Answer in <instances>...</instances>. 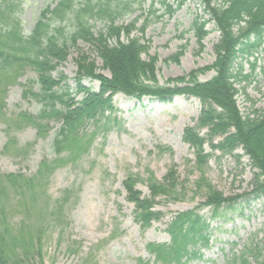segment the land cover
I'll list each match as a JSON object with an SVG mask.
<instances>
[{
    "label": "trees",
    "instance_id": "1",
    "mask_svg": "<svg viewBox=\"0 0 264 264\" xmlns=\"http://www.w3.org/2000/svg\"><path fill=\"white\" fill-rule=\"evenodd\" d=\"M115 1L58 0L53 7L43 8L31 31L24 34L15 1L0 0V118L7 134L3 151L7 154L16 146L12 135L15 131L30 126L42 137L50 123L59 125L51 142L55 154L53 160L40 161L31 177L0 173V264H43L42 247L47 230L59 226V218L77 199L73 189H66L56 201L50 202L45 194L48 179L58 168L75 163L85 155L98 132L104 133L116 124L111 118L114 113L112 98L119 93L138 101L149 97L168 102L179 95L200 101L202 109L196 125L184 128L182 141L193 151L194 168L199 172L196 190L205 193L202 206L211 210L213 219L222 215L225 204L227 209L232 208L233 199L224 197L205 180L204 168L210 156L204 150L206 143L212 152L218 151L222 155H230L242 148L258 171L254 175L251 194L255 197L264 195V115L253 119L244 117L236 104L233 85V65L237 58L253 56L262 45L264 0H220L221 3L214 6L209 0H203L209 21L220 34L219 41L213 46L215 60L209 67L169 79L167 83H176L174 87L157 85L156 57L142 58L148 50L146 43L141 41L147 22L137 27L136 18L127 25H116L119 3ZM187 1L157 0L169 17ZM94 18L108 19L106 27L97 34L88 24ZM206 24L197 21L192 24L191 30L199 44L208 35ZM133 32L140 33L141 37H130ZM121 37L126 41H121ZM78 41L93 48L102 63L101 71H107L109 76L96 72L94 61L78 54L74 78L77 91L73 96L63 84V78H54L53 73ZM182 55L181 47L169 60L178 63ZM27 69L35 74L36 79L20 84L21 98L34 101L40 109L36 115L19 112L7 118L4 115L7 91L18 84ZM207 71H213L214 76L206 82L198 81L197 76ZM83 79L97 81L98 91L82 86ZM78 96L81 97L79 100L76 99ZM87 127L91 128L90 133L86 131ZM201 130H207L206 138L200 135ZM27 149L25 146L22 151L26 153ZM136 180L129 176L122 186L127 202L134 206L135 223L145 231L162 217V213L155 209V200H177L179 185L173 168L161 182L152 174L147 177L149 197L141 196L136 189ZM198 210L180 212L171 217L165 229L168 243L146 245L147 253L153 257L152 264H186L201 257L202 250L209 247L210 228ZM13 214L19 216L16 222L12 220ZM263 251L264 240H261L259 246L246 248L230 264H248V256H253L256 264H264ZM136 264L151 262L138 259Z\"/></svg>",
    "mask_w": 264,
    "mask_h": 264
},
{
    "label": "rangeland",
    "instance_id": "2",
    "mask_svg": "<svg viewBox=\"0 0 264 264\" xmlns=\"http://www.w3.org/2000/svg\"><path fill=\"white\" fill-rule=\"evenodd\" d=\"M24 34H28L35 24L39 12L46 6L53 7L58 0H14ZM106 0H100L104 3ZM118 15L115 24L127 25L138 18L137 27L146 21L147 27L142 36L148 46L147 60L156 57L155 76L158 86L174 87L167 83L188 75L192 71L209 67L215 60L213 46L219 41L220 34L209 21L203 0H189L172 16L157 0H117ZM170 4L171 1H168ZM220 0H209L211 6ZM175 8V7H173ZM116 11V10H115ZM207 22L208 35L201 44L192 32V24ZM91 31L97 34L108 24V19L88 21ZM68 27V24L65 23ZM130 37H141L133 32ZM121 41H126L121 37ZM183 55L178 63L169 60L178 51ZM84 54L94 61L96 72L101 71V61L93 48L78 41L70 48L63 62L53 73L62 77L67 91L76 94L74 82L77 66L75 59ZM264 36L261 47L253 56H239L233 65L236 89V104L244 117L259 118L264 115ZM214 76L207 71L197 76L206 82ZM246 76V78H244ZM36 79L27 69L11 86L5 97V117L19 112L36 115L39 105L32 100H22L20 84ZM62 85V84H61ZM81 85L90 91H98L99 83L83 79ZM180 86V85H177ZM78 96L76 99H80ZM114 113L111 116L116 124L104 133L98 132L89 151L75 163L58 168L48 179L46 196L50 202L56 201L66 189H73L77 199L59 218V226L47 230L43 242V264H136V260H150L146 245L169 242L166 225L175 214L199 209L198 213L209 222V247L202 250L201 257L186 264H230L245 249H255L264 240V195L255 197L254 175L258 172L251 164L242 148L230 155L212 152L209 144L204 145L209 160L204 168L205 180L226 198L233 199L230 207L222 209V215L213 219L211 210L202 206L205 193L196 190L199 172L194 168V154L182 141L186 127H194L202 105L194 97L179 95L168 102L145 97L140 101L116 94L112 98ZM0 118V173L21 174L31 177L42 160L51 161L55 154L51 142L59 125L50 123L44 136H38L33 127H24L12 133L16 146L4 153L7 141L5 125ZM86 131L91 132L87 127ZM206 138L207 130L199 131ZM219 138L214 140L215 144ZM28 146L25 152L22 148ZM173 168L179 185L177 200L157 198L155 209L162 213L159 222L141 231L134 221V206L127 202L123 181L133 176L137 178L136 189L142 197H149L146 179L153 175L157 181ZM73 194V193H72ZM74 195V194H73ZM19 216L12 215L17 221ZM113 235V238L111 236ZM69 250V252L67 251ZM74 251V252H71ZM264 255V251L261 253ZM248 264H256L253 256L246 257ZM31 264V263H27Z\"/></svg>",
    "mask_w": 264,
    "mask_h": 264
}]
</instances>
